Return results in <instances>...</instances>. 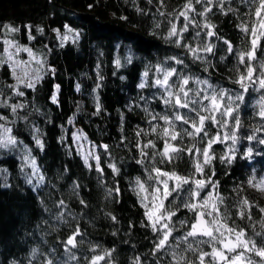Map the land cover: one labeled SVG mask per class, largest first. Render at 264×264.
Listing matches in <instances>:
<instances>
[{
	"label": "trees",
	"instance_id": "16d2710c",
	"mask_svg": "<svg viewBox=\"0 0 264 264\" xmlns=\"http://www.w3.org/2000/svg\"><path fill=\"white\" fill-rule=\"evenodd\" d=\"M184 3L185 0H164L161 10L173 15L160 16L157 12L159 0H153L152 4L148 0H0V58L6 59L7 56L3 51L5 39L12 40L14 45L28 47L35 59L27 52L21 51V54L32 60L34 69L39 68L41 76L35 88H25L23 84H17L8 62L0 64V115L6 117L0 125L12 129L6 135L18 141L16 147L0 148V264H45L47 259L62 261L66 259L62 241L66 242L77 226L83 234L77 237L78 248L72 249L78 264H88L93 255H102L105 250L111 251V257L100 264H133L137 256L140 257V264H172L171 249L153 255L155 237L150 228L141 226L142 221L147 224V220L134 191L137 177L152 183L147 180L145 168L153 163L151 160L137 163L141 157L135 147L136 132L143 129L150 133L140 138L141 143L148 140L156 143V149H147L149 153L163 148V140L150 132L151 124L163 127V121H151L150 124L151 118L144 107L150 112L163 114L165 106L158 98L157 89L138 87L145 81L144 72L149 70L150 65L157 64L183 69V75L206 79L216 89H225L233 96H244L243 101H235L239 104L241 118V127L237 132L239 140L234 146L235 159L230 165L219 160L231 146L230 140L214 144L217 158L205 171L210 176L212 169L215 170L216 175L212 179L219 182L218 190L225 198L221 210H228L229 224L234 220L258 245L264 244V239L255 235L264 231L260 223L264 214L259 212V207H264V195L247 185L250 176H264V145L258 142L264 139V120L256 115L261 93L251 89L242 93L239 85L234 83L238 76L236 69H243V66L227 52V45L223 42L230 41L234 49L244 46V33L237 26L242 21L255 19L254 6L251 0H224L222 12L221 6L213 0L207 19L216 26L214 31L220 39L207 37L203 31L200 38L193 39L198 29L189 25L182 43L192 47L202 43L216 46L214 55L200 53L203 60H193L186 48L177 47L165 39L170 28L169 21L176 23L177 28L184 26L183 17L175 18ZM194 7L200 12L204 5L194 3ZM137 8L142 12L138 13ZM229 8L235 11H228ZM190 15L203 24V17L195 13ZM157 22L161 27H156ZM5 24L20 31L8 32L2 27ZM29 32L32 39H29ZM65 35L69 37L67 40H63ZM261 43L264 44V40ZM170 57L183 59L187 67L177 65ZM258 57L264 59V53L258 52ZM37 60L42 62L41 65L36 63ZM155 78L152 67L148 83ZM9 85L17 87L12 89ZM189 86L195 87L192 84ZM18 91H23L25 95H16ZM53 94L57 103L52 102ZM154 94L156 99H153ZM141 96L146 98L147 104L140 99ZM5 102L9 107L3 106ZM15 104L23 107L12 113L10 106ZM207 123L210 125V122ZM232 125L233 121L229 120V128ZM75 127L80 128L95 146L103 175L96 170V160L89 163L91 167L85 165L73 141ZM184 127L187 126L177 122V130ZM50 128L58 131L60 149L72 174L61 187L55 186L52 173L47 168L49 150L45 140ZM229 128L209 127L208 131L210 136L217 132L223 136ZM253 133L257 139L249 141L247 136ZM34 135L42 140L43 149L35 144ZM173 143L181 147L195 143L202 148L207 138L197 137L193 141L185 136L182 141L178 139ZM102 145H107L108 150L105 151ZM25 147L36 158L40 173L45 177L44 182L35 188V178L30 185L24 175H30L31 169L25 167L21 171ZM249 148L252 155L246 157L245 152ZM109 164H114L119 173L114 174ZM157 167L174 169L184 175L194 171L186 152L181 153L172 164L157 163ZM117 188L119 194L115 192ZM240 188L243 190L239 191ZM109 190H112L111 195ZM210 190L209 186L202 195ZM244 197L258 206L252 209L251 221L247 215L241 220L236 214L237 202ZM61 200L66 207L58 206ZM81 200L85 203L81 204ZM180 203L181 199L177 198L175 204ZM62 213L66 222L56 219ZM192 215L181 207L174 221L191 218ZM81 240L83 243H79ZM202 247L211 251L208 245ZM186 255L195 259L191 253ZM254 258L257 261L260 259ZM71 264H77V261Z\"/></svg>",
	"mask_w": 264,
	"mask_h": 264
},
{
	"label": "snow or ice",
	"instance_id": "6c2138e0",
	"mask_svg": "<svg viewBox=\"0 0 264 264\" xmlns=\"http://www.w3.org/2000/svg\"><path fill=\"white\" fill-rule=\"evenodd\" d=\"M216 2L221 6L220 10L223 12L224 0H216ZM242 2H247V0H242ZM148 3L152 4L153 0H148ZM194 3L203 4V11L197 12ZM159 4L160 7L157 8V12L160 16L173 15V13L166 14L161 10L164 7V0H159ZM251 4L254 6L255 19L250 18L248 21H242L237 26L244 33L242 37L244 46L240 49H234L230 41L224 40L223 42L227 45V52L234 55L238 64L243 66V69H236L238 76L234 83L239 85L242 93H247L250 89L261 93L258 101L259 111L256 112V115L261 120H264V59L258 57V52L264 53V44L261 43L264 40V0H258V5L257 0H251ZM212 5L213 0H185L181 10L175 14L176 19L183 17L184 26L177 28L176 23L169 21L170 28L165 39L175 43L177 47L186 48L193 60H203V56L200 53L215 54L214 49L216 46L212 43H202L197 47L182 43L183 34L189 31V25L198 29L193 39L200 38L202 31L207 37L216 36L217 39H220L214 31L216 26L207 19V14L212 11ZM136 10L138 13L142 12L140 8ZM228 11L235 10L229 8ZM191 13L203 17V24L196 21L190 15ZM225 14L227 13L225 12ZM121 19H126V17H121ZM2 27L12 33L20 31V29L6 24ZM65 27L67 28V26ZM156 27H161L160 23L157 22ZM38 31H42V29H38ZM69 31L71 30L69 29ZM32 38L29 32V39ZM68 38L65 35L63 40ZM3 44L5 45L3 51L7 56L6 59L0 58V64L11 61L12 74L15 76L17 84H23L25 88L29 89L35 88L36 82L41 79L40 69L34 70V76H30L26 70L22 76L17 75L15 68L21 65L27 66L29 62L14 60L13 53L9 49L14 46L16 53L27 52L29 57L35 59L32 51L28 47H21L18 44L14 45V42L9 39H5ZM169 59L175 60L177 65L187 67L183 59L177 57H170ZM221 59L223 60L224 57H221ZM36 63L41 65L42 62L37 60ZM116 65L117 67L120 66L119 59L116 60ZM152 67L155 69L156 78L149 84L147 78ZM182 72L183 69L165 67L163 64L150 65L149 70H146L143 74L145 81L138 85L140 89H144L146 86L157 89L159 92L158 98L165 106L163 114L150 112L147 107H144L145 113L151 118L150 124L151 121H163V127L158 124H151L150 129L151 133L156 134L159 139L163 140L162 150L152 151L151 153L147 151V149H156V143L153 140L141 143L140 138L150 134L143 129L136 132L137 141L135 144L141 157V159L137 160L138 164H143L144 160L153 161L150 167L146 166L145 168L147 180L152 183L149 184L147 181L137 177L134 188L140 206L144 209V218L147 220V224L142 221L141 226L150 228L155 237L153 240V255L165 249H171L172 264H264V244L258 245L256 240L248 235L245 228L236 225L234 220L231 225L229 224L230 216L228 210L226 208L223 211L221 210V205L225 203V198L218 190L219 182H214L212 179L216 175L215 170L212 169L210 176L205 171L206 168L211 167L212 162L217 158L213 151L214 144L230 140L231 146L219 157V160L221 163L230 165L235 159L236 150L234 146L239 140L237 132L241 127L239 104H236L235 101H243L244 96L242 94L233 96L225 89L214 88L206 79H193L188 75H183ZM190 84L195 85V87H190ZM8 87L16 89L17 85H9ZM77 88H79V85H77ZM16 95L24 96L25 93L18 91ZM156 98L154 94L153 99ZM140 99L147 104L145 97L141 96ZM52 102H58L55 94L52 96ZM3 106L9 107L7 102ZM139 106L137 105V107ZM10 107L12 113H16L17 109L23 107V105L15 104ZM96 108L97 112H99L100 105L98 102ZM131 109L132 106L130 105L129 110ZM180 110L185 111L181 112ZM5 119V116L0 115V121ZM229 120L233 121V125L230 128ZM177 122L187 127L177 130ZM207 122H210V125ZM209 127L218 129L229 128V131L224 133L223 136L219 132L210 136ZM0 129H2V132H0V148L16 147L18 144L17 139L6 135L12 129L5 128L3 125H0ZM256 131H260V129H256ZM185 136L193 141L197 137L201 139L207 138V143L202 148L197 147L195 143L185 147L173 143L178 139L182 141ZM33 139L35 144L43 149L44 145L39 136L34 135ZM76 139H80V137L77 136ZM247 139L252 141L257 139V137L253 133L247 136ZM258 142L264 145V139H259ZM102 147L105 151L108 150L107 145H102ZM184 152L188 154L194 171L184 175L174 169L165 170L157 167V163L164 164L167 162L172 164ZM251 155L252 149L249 148L245 152V156L250 157ZM157 157H159L158 161L156 160ZM89 158L96 160V170L103 175V169L100 167V157L95 154V151H90L84 156L85 165L91 167L88 163ZM25 167L31 169L30 175L24 173L28 184H33L34 178L36 180V184L33 185L34 188L44 182L45 177L40 173L36 158L31 155V152L27 151L26 147L21 168L22 172ZM108 167L112 169L114 174L119 173V169L114 164H109ZM198 176L200 178H197ZM247 185L250 188L264 191V176H250L247 179ZM209 186L211 190L202 195ZM242 190V188L239 189V191ZM119 191V188L115 189L117 194H119ZM111 192L112 190H109V195H111ZM182 193L185 196L182 197ZM177 198L181 199L179 205L175 204ZM80 203L84 204L85 202L81 200ZM58 206L66 207L63 200L59 202ZM181 207L187 209L193 215L191 218L174 221ZM254 207L258 206L250 203L246 197L241 198L236 205V214L241 220L247 215V219L251 221V213ZM259 212L264 214V207H259ZM56 219L66 222L64 221L63 213L57 216ZM112 220L115 221L116 218L112 216ZM260 223L262 229H264V218H262ZM177 224L179 227H177ZM181 229H184V231L181 232ZM176 233L180 234L176 235ZM82 235L80 228L77 226L73 233L68 236L66 242L62 241L66 259L62 261L47 259L45 264H71L72 261H77L78 264L77 256L72 249L78 248L77 237ZM255 235L264 239V231L256 232ZM79 243H83V240L79 241ZM202 245H208L211 251H205ZM92 251L95 252V248ZM187 253H191L195 259L189 258L186 255ZM250 254H254V256ZM35 255L36 250L34 249L33 256ZM52 255L55 257V250H53ZM110 257L111 251L105 250L102 255H93L88 264H100L101 261ZM254 257H259L260 259L257 261ZM206 258L209 259L206 260ZM133 264H140L139 256L136 257Z\"/></svg>",
	"mask_w": 264,
	"mask_h": 264
},
{
	"label": "rangeland",
	"instance_id": "374dc122",
	"mask_svg": "<svg viewBox=\"0 0 264 264\" xmlns=\"http://www.w3.org/2000/svg\"><path fill=\"white\" fill-rule=\"evenodd\" d=\"M9 51L13 53L14 60L29 62L27 66L21 65L20 67L15 68V72L17 75L22 76L25 70L29 72L30 76L35 75L34 63L32 62V60L24 58L21 52L16 53L15 48L13 47L9 49ZM8 63L11 66L12 62L9 61ZM11 68L13 69L12 66ZM77 136H79L80 139H76ZM73 141L78 153L82 156L83 159L84 156L90 151H95L96 154L95 146L88 140L84 132L78 127L74 128ZM45 145L48 147L49 150V156L47 161L48 171L52 173L55 186L61 187L71 178L72 174L68 162L64 159L62 155L58 142V131L56 129H49L47 139L45 140ZM93 161H95V159L89 158L88 163H91ZM254 190L259 194L264 195V191H259L255 188Z\"/></svg>",
	"mask_w": 264,
	"mask_h": 264
}]
</instances>
